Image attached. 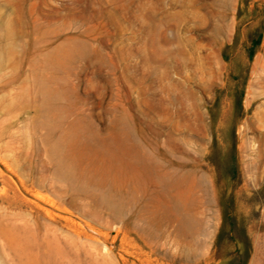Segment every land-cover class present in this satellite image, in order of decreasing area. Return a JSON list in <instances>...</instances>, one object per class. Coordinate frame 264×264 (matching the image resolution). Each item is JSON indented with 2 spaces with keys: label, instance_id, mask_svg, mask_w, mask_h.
<instances>
[{
  "label": "rangeland",
  "instance_id": "1",
  "mask_svg": "<svg viewBox=\"0 0 264 264\" xmlns=\"http://www.w3.org/2000/svg\"><path fill=\"white\" fill-rule=\"evenodd\" d=\"M25 253L264 264V0H0V264Z\"/></svg>",
  "mask_w": 264,
  "mask_h": 264
},
{
  "label": "bare ground",
  "instance_id": "2",
  "mask_svg": "<svg viewBox=\"0 0 264 264\" xmlns=\"http://www.w3.org/2000/svg\"><path fill=\"white\" fill-rule=\"evenodd\" d=\"M40 200V199H39ZM52 201V200H51ZM41 202V201H40ZM53 203H54V201H53ZM52 203V204H53ZM62 212V211H61ZM12 232V231H11ZM7 234V233H6ZM26 246V245H25ZM19 247V246H18ZM29 247V246H28ZM19 249V248H18ZM45 251H46V249H45ZM47 252V251H46ZM53 252V251H52ZM10 256V255H9ZM25 257H27V259H28V261L27 262H24L25 264H38V261H39V258H37L36 257V259H35V257L33 258V257H29V253H25ZM10 258V257H9ZM16 259V258H15ZM19 259V258H18ZM22 261V260H21ZM70 262V261H69ZM22 263H23V261H22Z\"/></svg>",
  "mask_w": 264,
  "mask_h": 264
},
{
  "label": "trees",
  "instance_id": "3",
  "mask_svg": "<svg viewBox=\"0 0 264 264\" xmlns=\"http://www.w3.org/2000/svg\"><path fill=\"white\" fill-rule=\"evenodd\" d=\"M226 222H228V219L227 218H225V223ZM225 223H224V227H222V230H221V232H220V235L218 236V239H221L222 238V236H223V234H224V228H225Z\"/></svg>",
  "mask_w": 264,
  "mask_h": 264
}]
</instances>
